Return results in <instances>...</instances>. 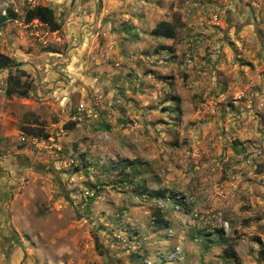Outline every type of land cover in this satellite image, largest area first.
<instances>
[{
    "label": "rangeland",
    "instance_id": "1",
    "mask_svg": "<svg viewBox=\"0 0 264 264\" xmlns=\"http://www.w3.org/2000/svg\"><path fill=\"white\" fill-rule=\"evenodd\" d=\"M55 1L0 0V264H264V0Z\"/></svg>",
    "mask_w": 264,
    "mask_h": 264
},
{
    "label": "trees",
    "instance_id": "2",
    "mask_svg": "<svg viewBox=\"0 0 264 264\" xmlns=\"http://www.w3.org/2000/svg\"><path fill=\"white\" fill-rule=\"evenodd\" d=\"M26 22H31L33 20H38L45 26H47L48 30L52 33L58 32L61 30V24H59L56 20L55 13L53 9L46 6H38L32 10H29L26 13L25 17ZM166 24H160L157 30L154 32L155 35L162 36L166 39H170L174 37V33ZM14 60L10 57L0 54V71L5 69L6 67L15 66ZM8 72V81L7 87L5 91V96L7 99L12 98L13 96H20L22 98H27L29 96V92L32 89V82L28 81V77L19 74V70ZM20 75V76H19ZM26 78L27 80H23ZM134 166L133 164L129 165V167ZM123 179L126 181L131 180L132 178L129 175H123ZM152 197L157 199H163L166 197L165 193H154L151 194Z\"/></svg>",
    "mask_w": 264,
    "mask_h": 264
},
{
    "label": "crops",
    "instance_id": "3",
    "mask_svg": "<svg viewBox=\"0 0 264 264\" xmlns=\"http://www.w3.org/2000/svg\"><path fill=\"white\" fill-rule=\"evenodd\" d=\"M55 0H53V2H54ZM144 1H146V0H139V3L141 4V5H147V4H145V2ZM56 2V1H55ZM156 5H157V3H156ZM150 7H152L154 10H158V9H160L161 10V8L162 7H160L159 8V6H156V7H153V5L152 6H150ZM147 8V7H146ZM161 11H164V8H162V10ZM149 17V15H148V13H146V12H144V15H139V16H137V18H136V20H134V22L137 24V25H139L140 27L142 26V27H144L145 25H143V22H146L147 20V18ZM149 19V18H148ZM146 20V21H145ZM160 21H162L161 20V16H160ZM138 32H140V36H139V38L138 39H136L135 40V43L134 44H132V45H129L128 43H127V45L128 46H132L133 47V49L134 50H136L138 53H139V51L140 52H142L143 51V43L142 42H144L143 41V37L144 38H148L149 37V34L150 33H146L145 31H142V30H138ZM83 32H81L79 35H78V38L80 39V43L78 42V49H77V53H78V55L76 56L75 55V53H74V51H72V53L71 54H74L73 56H74V60L75 61H77L78 59H80L81 60V53L83 54V49H85V45L88 43V40L87 39H89V37L87 36V34H82ZM167 40V39H166ZM175 40V39H174ZM172 43H174L175 44V41H172ZM174 44H172V47H173V45ZM182 46V44H180V45H177L176 47L178 48V51H176L175 50V47H173L172 48V54H174V55H176V53H177V55L179 54V50H180V47ZM77 48V47H76ZM44 55V54H43ZM42 55V58L44 57V59H46V58H48V56H43ZM46 55H50V53L49 54H46ZM56 65H58V66H60L61 68H63L64 67V69H62L63 71H69V69H70V67H74L75 66V64L73 63H60V64H56ZM84 68V67H83ZM198 68L199 69H201V67H199L198 66ZM197 68V69H198ZM192 74L194 75V73L192 72ZM62 74H61V72H58V71H55L54 72V76H51V74L49 75L48 74V77H45L44 78V80L43 81H41L40 83L41 84H43V83H45V81H52V83H55L56 81H59V80H57V78L56 77H58V76H61ZM199 75V74H198ZM52 77H54V78H52ZM200 79L202 80V78L200 77ZM0 80L2 81V83H3V88L2 89H0L1 91V93H3V94H5V91H6V87H7V81H8V74L7 73H3V74H0ZM143 80L145 81L146 79H144L143 78ZM203 81V80H202ZM57 83V82H56ZM198 85H201L200 83H198ZM203 85V84H202ZM202 87V86H201ZM2 98H3V100H6V98H5V96L4 95H2ZM5 197V195L3 194V192H1V190H0V203L2 202V201H4L3 200V198ZM5 202V201H4ZM6 216V213H5V211H4V206H2L1 204H0V221L1 220H5V217ZM3 229H5V231H6V233H5V231L4 232H1ZM7 231H10L8 228H5V226L3 225H1L0 224V247L2 248V250H4L5 252H7V250H9V247L11 248V247H13V246H15V244H16V239H15V236L13 235V234H10V232H9V234H7Z\"/></svg>",
    "mask_w": 264,
    "mask_h": 264
},
{
    "label": "built area",
    "instance_id": "4",
    "mask_svg": "<svg viewBox=\"0 0 264 264\" xmlns=\"http://www.w3.org/2000/svg\"><path fill=\"white\" fill-rule=\"evenodd\" d=\"M84 109H86V106L85 105H80L79 106V110H84ZM166 198H168L167 200L169 201V202H171L172 204H174V205H176V209H179V205H180V203H181V198H180V196H172V197H169V195H167V197ZM159 200H153V202H158ZM184 202H185V200H184ZM183 202V203H184Z\"/></svg>",
    "mask_w": 264,
    "mask_h": 264
},
{
    "label": "water",
    "instance_id": "5",
    "mask_svg": "<svg viewBox=\"0 0 264 264\" xmlns=\"http://www.w3.org/2000/svg\"><path fill=\"white\" fill-rule=\"evenodd\" d=\"M23 65H15V66H11V67H6L5 70H16V69H20L22 68Z\"/></svg>",
    "mask_w": 264,
    "mask_h": 264
},
{
    "label": "flooded vegetation",
    "instance_id": "6",
    "mask_svg": "<svg viewBox=\"0 0 264 264\" xmlns=\"http://www.w3.org/2000/svg\"><path fill=\"white\" fill-rule=\"evenodd\" d=\"M0 188H1V186H0ZM3 200L5 201V198H3ZM4 201H2L0 204L2 205V206H4L5 205V202ZM5 228H7L6 226H5ZM5 231V229H3L1 232H4ZM9 232H10V234H12L11 233V231H7V234H9ZM5 233H6V231H5ZM17 241V240H16Z\"/></svg>",
    "mask_w": 264,
    "mask_h": 264
}]
</instances>
